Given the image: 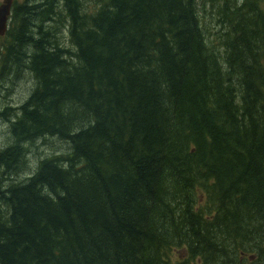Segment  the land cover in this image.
I'll use <instances>...</instances> for the list:
<instances>
[{
  "label": "trees",
  "instance_id": "obj_1",
  "mask_svg": "<svg viewBox=\"0 0 264 264\" xmlns=\"http://www.w3.org/2000/svg\"><path fill=\"white\" fill-rule=\"evenodd\" d=\"M87 2L4 37L38 84L0 109V264H264V0Z\"/></svg>",
  "mask_w": 264,
  "mask_h": 264
},
{
  "label": "rangeland",
  "instance_id": "obj_2",
  "mask_svg": "<svg viewBox=\"0 0 264 264\" xmlns=\"http://www.w3.org/2000/svg\"><path fill=\"white\" fill-rule=\"evenodd\" d=\"M24 1L25 0H15V8H20ZM1 2L2 0H0V3ZM98 8V0H88V11L86 12L87 16H90ZM202 19L206 20V27L208 29H211L213 26H215L214 19L209 13H203ZM13 22L14 20L12 21V23ZM48 26H51V24H48ZM68 28L69 27L66 26L65 30H67ZM65 36L66 38L64 39V42L62 40L61 43H64V47L73 50L74 48L71 42L70 35L66 34ZM6 40L7 39H5L4 37L0 38V55L2 52L1 47H3ZM26 69H29L28 65L22 66L20 64L16 66V69H14V67L6 69L3 78L0 76V109L5 104L14 105L18 102H20L21 104V102L24 101L29 95L32 88H34V85L35 88L37 87V80H34V78H32L33 74ZM22 73H24V75H22ZM14 114L16 113H13V115ZM9 139L10 137L8 124L3 117H0V146L3 147L5 144H7ZM43 142L44 144H38V146L36 147L39 148H34L33 152H31L30 155L27 156L26 162L27 166L29 167L28 172L32 171V167L34 168V164H38L39 160H42L43 158L53 157L56 151H66L69 149V144L63 142V140L61 139H54L53 137H49ZM13 178V180L20 181L17 175H14Z\"/></svg>",
  "mask_w": 264,
  "mask_h": 264
},
{
  "label": "water",
  "instance_id": "obj_3",
  "mask_svg": "<svg viewBox=\"0 0 264 264\" xmlns=\"http://www.w3.org/2000/svg\"><path fill=\"white\" fill-rule=\"evenodd\" d=\"M13 2L14 0H2L0 3V36H3L8 29Z\"/></svg>",
  "mask_w": 264,
  "mask_h": 264
},
{
  "label": "flooded vegetation",
  "instance_id": "obj_4",
  "mask_svg": "<svg viewBox=\"0 0 264 264\" xmlns=\"http://www.w3.org/2000/svg\"><path fill=\"white\" fill-rule=\"evenodd\" d=\"M14 3H15V0H14V2H13V5H12V9H11V14L9 15V28H8V30L6 31V33H5V37L8 35V31H9V29H10V25H11V21H12V18H13V13H14V10H15V5H14ZM3 36V37H4Z\"/></svg>",
  "mask_w": 264,
  "mask_h": 264
}]
</instances>
